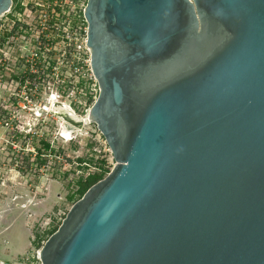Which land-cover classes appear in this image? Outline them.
I'll return each mask as SVG.
<instances>
[{"label": "water", "instance_id": "95a60500", "mask_svg": "<svg viewBox=\"0 0 264 264\" xmlns=\"http://www.w3.org/2000/svg\"><path fill=\"white\" fill-rule=\"evenodd\" d=\"M84 18L88 119L116 164L41 264H264V0H87Z\"/></svg>", "mask_w": 264, "mask_h": 264}, {"label": "rangeland", "instance_id": "374dc122", "mask_svg": "<svg viewBox=\"0 0 264 264\" xmlns=\"http://www.w3.org/2000/svg\"><path fill=\"white\" fill-rule=\"evenodd\" d=\"M21 2L31 7L50 0ZM86 2L79 1V12ZM13 21L9 13L0 18L4 28H10ZM59 49L57 57L70 47ZM77 62L72 56L70 63L57 66L56 71L67 80L41 81L40 114H25L19 152L11 144L6 146L0 127V264H41L39 245L60 226L78 199V195L71 199L78 190L77 181L100 170L102 162L106 176L116 164L97 125L88 119L89 97L95 100L99 91L90 61L81 69L76 68ZM67 114L82 120V125L67 120ZM43 142L51 148L44 149Z\"/></svg>", "mask_w": 264, "mask_h": 264}, {"label": "built area", "instance_id": "2783aa9c", "mask_svg": "<svg viewBox=\"0 0 264 264\" xmlns=\"http://www.w3.org/2000/svg\"><path fill=\"white\" fill-rule=\"evenodd\" d=\"M79 1L50 0L31 7L22 3L21 10H13L12 6L6 13L14 17L10 28L0 23V127L6 146L11 144L16 152L25 128V114H40L41 81L67 80L56 69L70 63L72 56L78 60L76 68L90 61L87 22L84 10L79 12ZM58 46L70 49L57 57Z\"/></svg>", "mask_w": 264, "mask_h": 264}, {"label": "trees", "instance_id": "16d2710c", "mask_svg": "<svg viewBox=\"0 0 264 264\" xmlns=\"http://www.w3.org/2000/svg\"><path fill=\"white\" fill-rule=\"evenodd\" d=\"M13 10H21L22 9V2L21 0H13ZM94 97L90 96L89 100H88V105L89 107L92 106V104L94 103ZM47 147H49V144H46ZM82 161V160H81ZM105 164V162H102L100 166H102L101 168L99 167L100 170L98 171H94V172H90L87 176H82L78 181H77V185H78V190L71 196V199L74 198L75 195H78V199L82 198V196L86 193V191L95 183H97L98 181L102 180L103 178L106 177V173L107 170H105L103 168V165ZM76 200V201H77ZM75 201V202H76ZM58 229V227H55V229H53L51 231L50 236ZM49 236V237H50ZM48 237V238H49ZM47 238V239H48ZM46 239V240H47ZM39 245V244H38ZM40 248L43 245H39Z\"/></svg>", "mask_w": 264, "mask_h": 264}, {"label": "flooded vegetation", "instance_id": "af4514ba", "mask_svg": "<svg viewBox=\"0 0 264 264\" xmlns=\"http://www.w3.org/2000/svg\"><path fill=\"white\" fill-rule=\"evenodd\" d=\"M24 133V132H23ZM23 133L21 134L22 136H23ZM21 137V136H20ZM46 144H49V147H47L46 146ZM43 146H44V149H46V150H48V149H50L51 148V145H50V143H48V142H43ZM22 148V147H21ZM19 152V151H18Z\"/></svg>", "mask_w": 264, "mask_h": 264}, {"label": "bare ground", "instance_id": "6f19581e", "mask_svg": "<svg viewBox=\"0 0 264 264\" xmlns=\"http://www.w3.org/2000/svg\"><path fill=\"white\" fill-rule=\"evenodd\" d=\"M50 99L52 100V97H51ZM44 109H45V110H50V108H49V107H45Z\"/></svg>", "mask_w": 264, "mask_h": 264}]
</instances>
